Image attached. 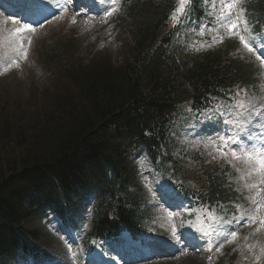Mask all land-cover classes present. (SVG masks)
<instances>
[{
  "label": "trees",
  "instance_id": "1",
  "mask_svg": "<svg viewBox=\"0 0 264 264\" xmlns=\"http://www.w3.org/2000/svg\"><path fill=\"white\" fill-rule=\"evenodd\" d=\"M177 1H121L118 64L104 47L78 57L73 29L38 52L48 79L43 99L27 121L0 118V264L51 261L45 249L52 218L76 234L85 253L124 232L133 242L157 236L163 210L148 208L140 166L186 202L182 218L200 227L228 219L236 188L218 161L206 164L200 149L181 144L179 133L201 112L220 111L219 101L245 95L257 68L226 49L182 63L171 23ZM243 7L253 32L264 27V0H246ZM192 8L200 19L196 0Z\"/></svg>",
  "mask_w": 264,
  "mask_h": 264
},
{
  "label": "rangeland",
  "instance_id": "2",
  "mask_svg": "<svg viewBox=\"0 0 264 264\" xmlns=\"http://www.w3.org/2000/svg\"><path fill=\"white\" fill-rule=\"evenodd\" d=\"M70 1V7L77 4L75 0ZM83 1L89 7L98 6L99 13L94 19L78 17L72 10L65 11V4L61 0H42L41 7L45 8L46 12L43 13L40 9L36 17L37 22L30 26L0 9V112L3 111L0 118L9 115L10 120L17 124L28 120L29 112L33 106L41 102L43 96L40 94L48 85L47 76L38 64L41 60L38 52L50 44V39L54 42L55 35L64 36L69 33L63 32L65 30L73 29L77 42L81 44L78 57L85 58L91 49L104 47L113 64L120 62L124 49L121 47L122 27L118 19L124 18L125 12L120 0L115 4L112 0ZM231 2L232 0H198L203 14L202 20L195 21L190 13L187 17L181 16L180 22L175 26L171 20L175 49L181 62L187 64L200 59L207 52L223 53L224 49L227 50V54L253 60L258 69L257 83L244 98L240 99L246 107L241 109L232 105L234 115L233 113L229 115L225 111L228 104L219 101L221 108L219 113L224 112V118L240 126H248L249 120L253 124H257L258 121L264 124V115H261L264 113V56L258 50L259 47H264L259 44V37L264 35V30L253 32L252 27L244 24L243 16L239 18V26L233 31L239 32L249 42L254 37L257 38V44L253 46V51L249 52L241 43L239 35L228 31L229 19H236V13L239 8H243L245 0H240L237 8L230 12L227 5ZM177 7L178 1L175 9ZM108 12L112 14L108 15ZM40 46L42 47L39 48ZM219 113L216 112L217 115ZM201 120L202 116L194 120L186 131L180 133V141L193 150L205 148L200 151V158L217 159L232 185L237 187L229 202L233 210L228 222L210 226L202 232L196 224H191L181 217V205L173 201L168 189L158 184L152 173L141 166L139 182L144 193L152 198L148 208L151 212H158L165 207L162 216H157L156 224L159 229L156 231L157 236L147 239L145 244L152 247L156 242H162L168 247L165 251L172 255L163 260L151 258L141 263H132L136 259L130 260L131 257L127 253L133 249L128 244L127 236L123 237L126 243L120 246L121 252L107 249L108 252L115 253L112 258L104 257L99 249L85 255L77 237L65 231L56 220H52L47 229L50 234L60 239L67 257L65 261L53 264H213L218 260L235 257L245 264H264V223H261L264 220V207L257 210V205L264 204V184L259 183V174L247 175L251 167L258 165L250 166L245 159L232 158L229 149H222L223 142L216 138V126L208 125L207 122L201 124ZM223 128L221 121L220 134H223ZM212 140H215V144L211 142ZM221 150L228 155H221ZM237 151L238 155H243ZM253 183L257 184L256 188L246 187ZM251 216L256 218L255 222H246V218ZM238 217L245 219H235ZM233 230L236 232L235 237L231 234ZM215 231L218 233L215 234ZM204 233L209 235L204 237ZM19 264L34 263L23 259Z\"/></svg>",
  "mask_w": 264,
  "mask_h": 264
},
{
  "label": "snow or ice",
  "instance_id": "3",
  "mask_svg": "<svg viewBox=\"0 0 264 264\" xmlns=\"http://www.w3.org/2000/svg\"><path fill=\"white\" fill-rule=\"evenodd\" d=\"M117 0H112V3L115 4ZM194 3V0H178V7L175 9V11L171 15V20L174 22V26L176 23L180 22V17L184 16L187 17L189 15V10H194L192 8V5ZM240 3V0H232L231 3L227 5V8L231 12L232 10L237 8V5ZM111 12H108V15H111ZM245 9L239 8L238 12L236 13V19H229L228 21V31L231 34L239 35L240 41L243 44L245 48L248 49L249 52L253 51V46L257 44V38L254 37L251 42L246 41L245 37L243 35H240L239 32H234L233 30L237 29L239 26V18L241 16H244ZM31 30V29H28ZM17 31H22L21 29H17ZM203 33H201L202 35ZM259 44L264 45V35L259 37ZM260 51V54L264 56V47H259L258 49ZM259 58V57H258ZM239 95V92H237V96ZM236 106L243 109L246 107V105L242 102L237 100L235 102ZM187 112H192L191 108L186 109ZM211 114L208 112H201V116L203 117V120L200 121L201 124H204L207 122L208 125L216 126L217 128V139L222 141V149L227 148L230 151L231 157L240 160L245 159L247 163L252 165H258V167H251L250 171L247 173V175L251 176L252 173H257L260 175V184H264V124L260 123L259 121L257 124H253L251 120L248 121V126H240L235 124L232 120L224 118V112L216 114V110L212 109L209 110ZM228 114H231V109L226 108L225 109ZM261 115H264L262 113ZM199 119V118H198ZM223 121V134H220L219 125ZM213 144H215V140L211 141ZM242 153L243 155H238V151ZM221 155H228L227 152H224L221 150ZM231 162V161H230ZM243 179V177H241ZM248 188H256L257 184H248L246 185ZM238 207V206H237ZM259 207H264V204L257 205V210H259ZM237 220L239 219H245V217H238L235 218ZM255 217H247L246 222H255ZM261 223H264V220L261 221ZM173 233H175V230L173 229ZM232 236H236V232L232 231ZM209 233H204L203 236L207 237ZM227 239V237H225Z\"/></svg>",
  "mask_w": 264,
  "mask_h": 264
},
{
  "label": "bare ground",
  "instance_id": "4",
  "mask_svg": "<svg viewBox=\"0 0 264 264\" xmlns=\"http://www.w3.org/2000/svg\"><path fill=\"white\" fill-rule=\"evenodd\" d=\"M132 258H135V257H132ZM132 258H131V259H132ZM131 259H130V260H131Z\"/></svg>",
  "mask_w": 264,
  "mask_h": 264
}]
</instances>
